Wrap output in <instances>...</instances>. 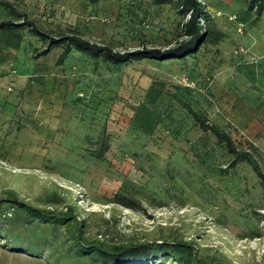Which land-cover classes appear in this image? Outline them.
<instances>
[{"label": "rangeland", "instance_id": "obj_1", "mask_svg": "<svg viewBox=\"0 0 264 264\" xmlns=\"http://www.w3.org/2000/svg\"><path fill=\"white\" fill-rule=\"evenodd\" d=\"M247 1L202 0L208 35L184 58L115 64L73 49L60 60L63 45L41 55L47 41L27 28L0 31V195L72 208L83 235L109 246L178 239L209 263L264 264V180L246 160L223 172L233 155L177 100L228 132L264 170V112L257 128L239 129L219 113L211 88L243 66L248 36L264 43V13L257 17ZM2 2L52 35L73 33L116 51L187 39L189 16L177 0H0V20H20ZM0 219L14 226L13 236H0V264L92 256L77 243L76 220L29 218L10 203ZM158 257L145 264H176L168 252Z\"/></svg>", "mask_w": 264, "mask_h": 264}, {"label": "trees", "instance_id": "obj_2", "mask_svg": "<svg viewBox=\"0 0 264 264\" xmlns=\"http://www.w3.org/2000/svg\"><path fill=\"white\" fill-rule=\"evenodd\" d=\"M88 1L92 4H96L104 0ZM152 1L155 4H164L171 0ZM177 3L179 11L185 17L187 15L189 16L183 23V32L187 39L167 49L143 46L142 48L131 51H116L106 44L93 42L73 33L55 36L42 29L27 13L19 11L10 2H2V4L8 8L12 15L18 17L20 20L12 18L0 20V31L27 28L34 35L47 41V47L41 52V55L47 54L53 47L63 45L64 51L60 56V60H64L73 49L83 51L94 57L104 56L115 64H125L133 60L144 58L159 60L184 58L197 52L200 45L205 41L207 33L201 23V19L206 14V10L202 0H177ZM247 8L248 10H256L257 17H259L264 13V0H248ZM238 19L241 18L239 17ZM177 100L189 111L195 122L198 123L203 130L210 131L220 141L224 142L228 152L233 155L231 162L223 169V172H228L232 167L236 166L239 161L246 160L264 180V170L256 156L250 150L240 148L228 132L220 128L217 124L211 123L189 103L181 99ZM97 156L102 160H106V157L101 151H99ZM128 201H130V199H127V202ZM4 203L16 205L19 210H23L24 215L29 218H39L45 221L49 220L61 223L76 220L77 243L84 254L92 255L91 257L84 255L77 257L75 259L76 264H145L148 261L158 259V256L166 252L175 258L176 264H224L222 262L209 263L205 261L198 256L195 251V246L192 245L191 242L185 240L162 239L159 242H131L114 246H109L107 243L97 239L90 241L83 235L82 222L77 219L72 208H68L66 211H58L28 205L20 201L14 191H8L0 195V206ZM12 228H14V226L9 219H0V236H13L14 233L11 232Z\"/></svg>", "mask_w": 264, "mask_h": 264}, {"label": "crops", "instance_id": "obj_3", "mask_svg": "<svg viewBox=\"0 0 264 264\" xmlns=\"http://www.w3.org/2000/svg\"><path fill=\"white\" fill-rule=\"evenodd\" d=\"M259 40L257 35L248 36L243 66L237 67L236 75L217 77L211 84L219 113L239 129L256 126L257 115L264 112V43Z\"/></svg>", "mask_w": 264, "mask_h": 264}, {"label": "built area", "instance_id": "obj_4", "mask_svg": "<svg viewBox=\"0 0 264 264\" xmlns=\"http://www.w3.org/2000/svg\"><path fill=\"white\" fill-rule=\"evenodd\" d=\"M232 19L235 20V21H239V19H238L237 16L232 17ZM243 27H244V26H243V23L238 22V29H239L240 31L243 29Z\"/></svg>", "mask_w": 264, "mask_h": 264}]
</instances>
